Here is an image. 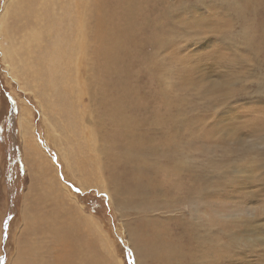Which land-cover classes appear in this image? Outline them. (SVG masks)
<instances>
[{
	"label": "rangeland",
	"instance_id": "rangeland-1",
	"mask_svg": "<svg viewBox=\"0 0 264 264\" xmlns=\"http://www.w3.org/2000/svg\"><path fill=\"white\" fill-rule=\"evenodd\" d=\"M12 1L0 264H264V0Z\"/></svg>",
	"mask_w": 264,
	"mask_h": 264
},
{
	"label": "bare ground",
	"instance_id": "bare-ground-1",
	"mask_svg": "<svg viewBox=\"0 0 264 264\" xmlns=\"http://www.w3.org/2000/svg\"><path fill=\"white\" fill-rule=\"evenodd\" d=\"M15 1H12L11 2V4H7V6H5V11L3 12V14H1L0 15V44H1V48L3 49V54H4V56L5 57H8L9 55H11V57H12V54L14 53V49H13V47H12V44L11 43H8V42H10V40L7 42V39H9L10 38V28H9V22L8 21H6V18L9 16V15H12V13H11V9H12V11H13V4H15L14 3ZM241 12V11H240ZM13 14H14V11H13ZM126 16H127V19H129L128 17L130 16V9L126 12ZM98 17V16H97ZM100 19H102V17L100 18ZM126 19V18H125ZM107 24V23H106ZM105 24V25H106ZM108 25V24H107ZM129 25H130V23H129ZM104 26V25H103ZM101 30V29H100ZM102 31H104V30H102ZM32 34V33H31ZM37 34V33H36ZM101 35V34H100ZM100 37V36H99ZM11 39V38H10ZM32 40V39H31ZM101 40H102V48L101 49H99L100 50V53H101V55H103L104 57H107L109 60V63L111 62V60L113 59V57L116 55V54H118V50L121 48V46L123 45V42H122V40L119 38V36L118 35H112L109 31L107 32V30H106V32L104 31V33H102V35H101ZM11 42H12V40H11ZM78 44H79V42H78ZM83 46V45H82ZM100 47V46H99ZM98 50V51H99ZM13 52V53H12ZM96 52V51H95ZM99 53V52H98ZM16 56V55H15ZM14 57V56H13ZM116 57V56H115ZM106 58V59H107ZM117 59V58H116ZM104 60H105V58H104ZM93 61V60H92ZM113 61H114V59H113ZM119 61V60H118ZM107 62V61H106ZM114 62H116V61H114ZM124 62V61H123ZM120 63V62H119ZM121 64H122V61H121ZM98 65H99V63H98ZM110 65V64H109ZM123 65V64H122ZM100 66V65H99ZM124 67H126V66H124ZM124 67H121V68H124ZM105 68H107V66L105 67ZM104 68V69H105ZM110 69V68H109ZM120 69V68H119ZM108 72V71H107ZM143 76V75H142ZM97 77V76H96ZM92 79V78H91ZM90 79V80H91ZM141 79V78H140ZM85 80V79H84ZM89 80V81H90ZM93 80V79H92ZM97 81H98V77H97ZM99 83V82H98ZM97 83V84H98ZM91 84H93V83H91ZM94 84H95V82H94ZM128 84V83H127ZM96 85V84H95ZM129 85V84H128ZM133 85H135V84H133ZM99 86V85H98ZM95 87V86H94ZM128 87V86H127ZM92 88V87H91ZM101 88H103V87H101ZM98 89H99V87H98ZM97 89V90H98ZM128 89V88H127ZM126 89V90H127ZM104 90V89H103ZM134 90H136V89H134ZM100 91V90H99ZM98 91V92H99ZM157 91V90H156ZM128 92V91H127ZM133 92V91H132ZM101 93V92H100ZM105 94V93H104ZM131 94V93H130ZM135 94V93H134ZM133 94V95H134ZM100 95V94H99ZM92 96V95H91ZM96 96V95H95ZM107 96H108V94H107ZM107 96H106V98H107ZM135 96H137V95H135ZM100 97H101V95H100ZM104 97H105V95H104ZM104 97H103V99H104ZM138 97H140V96H138ZM96 98V97H95ZM115 98V97H114ZM165 98V97H164ZM93 99H94V97H93ZM110 99V98H109ZM139 99V98H138ZM169 99V98H168ZM166 101H167V99H165ZM95 101V100H94ZM100 101V100H99ZM98 101V102H99ZM102 101V100H101ZM137 101H139V100H137ZM97 102V103H98ZM104 102V101H103ZM119 102V101H118ZM100 103V102H99ZM140 103V102H139ZM141 103H142V100H141ZM102 104V103H101ZM104 104H105V108H106V110L107 111H109V115H107V116H109V117H113V115L115 116V118H116V120H117V123L119 124V125H122V124H124V123H126L127 122V115L125 114V112H123L125 115H123L122 114V112H121V110L119 109V107H117L116 106V102H115V99H110V100H106L105 99V102H104ZM103 104V105H104ZM98 105H100V104H98ZM98 105H97V107H98ZM120 105V104H119ZM136 105V104H135ZM165 105V104H164ZM126 106V105H125ZM122 109H124V108H122ZM126 109V108H125ZM124 109V110H125ZM123 110V111H124ZM102 111V110H101ZM105 111V110H104ZM104 113V112H103ZM105 114V113H104ZM107 114V113H106ZM165 115H167V114H165ZM127 116V117H126ZM173 115H170L169 117H167L168 119L169 118H171ZM130 117V116H129ZM161 117V116H160ZM166 117H164V119L166 118ZM154 118V117H153ZM176 117L174 116V119H175ZM107 119V118H106ZM155 119V118H154ZM160 119H162V118H160ZM163 119V120H164ZM179 119V118H178ZM25 120V119H24ZM148 120V119H147ZM157 120V119H156ZM164 121H166V120H164ZM112 122V121H111ZM110 122V123H111ZM154 122V121H153ZM175 122H176V120H175ZM175 122H173V123H175ZM109 123V124H110ZM172 123V122H171ZM109 124H108V126H109ZM113 124V123H112ZM111 124V127L113 126ZM128 124V123H127ZM179 124V123H178ZM154 125V124H153ZM156 125H157V122H156ZM21 126H24V122H23V120L21 121ZM124 126H127V125H123V126H121V127H124ZM158 126V125H157ZM113 127H115V125L113 126ZM118 127V126H117ZM128 127V126H127ZM170 127V126H169ZM177 127V126H176ZM160 128V127H159ZM124 129V128H123ZM130 129V128H129ZM171 129V128H170ZM112 130H114V129H112ZM169 130V129H168ZM118 131V130H117ZM120 131V130H119ZM157 131V130H156ZM110 132H112V131H110ZM125 132V131H124ZM127 132H129L128 130H127ZM127 132H125V133H127ZM138 132V131H137ZM154 132V131H153ZM163 132V131H162ZM113 133H114V131H113ZM121 133V132H120ZM123 133V132H122ZM130 133H132L131 132V130H130ZM133 133H136V132H133ZM170 133V132H169ZM171 133H172V131H171ZM110 134V133H109ZM114 134H116V133H114ZM154 134V133H153ZM158 134H159V132H158ZM174 134V133H173ZM118 135H120L119 133H118ZM123 135V134H122ZM121 135V136H122ZM131 135H134V134H131ZM139 135V134H138ZM114 136V135H113ZM124 136V135H123ZM126 136V135H125ZM135 136V135H134ZM154 136H156V135H153V137ZM158 136V135H157ZM106 137V136H105ZM108 138H109V136H107ZM111 137H112V135H111ZM116 137V136H115ZM120 137V136H119ZM142 137H143V135H142ZM159 137H160V135H159ZM117 138H118V136H117ZM156 138H158V137H156ZM169 138H170V134H169ZM173 138V137H172ZM124 139V138H123ZM126 139V138H125ZM136 139V138H135ZM134 139V140H135ZM142 139V138H141ZM171 139V138H170ZM111 140H112V138H111ZM145 140H146V138H145ZM154 140V139H153ZM156 141L158 140V139H155ZM173 140V139H172ZM108 141V140H107ZM125 141V140H124ZM123 141V142H124ZM135 141H137V140H135ZM138 141H139V139H138ZM137 141V142H138ZM152 141V138H151V140H150V142ZM156 141H154V144L156 143ZM112 142V141H111ZM134 142V141H133ZM140 143H141V140L139 141ZM138 142V143H139ZM169 142V141H168ZM172 141L170 140V145L172 144L171 143ZM174 142V141H173ZM115 143V142H114ZM113 143V144H114ZM135 143V142H134ZM140 143L138 144L139 145V150H141L140 148L142 147H140ZM146 143L147 142H145V145L144 146H146ZM149 143V142H148ZM147 143V146H149V144ZM152 143V142H151ZM150 143V144H151ZM158 143H161V142H159L158 141ZM174 143H176V142H174ZM109 143H107V145H108ZM118 144H119V142H118ZM117 144V145H118ZM129 144V143H128ZM133 144V143H132ZM107 145L104 147V148H107ZM127 145V144H126ZM136 145V144H135ZM134 145V146H135ZM142 145V144H141ZM156 146H157V144H155ZM163 145V144H162ZM169 145V144H168ZM176 145H178V143L176 144ZM119 146V145H118ZM117 146V147H118ZM121 146V145H120ZM123 146H125L124 144H123ZM122 146V147H123ZM127 146H129V145H127ZM137 146V145H136ZM135 146V147H136ZM144 146H143V148H144ZM116 147V149H118V148H120V147H118L117 148ZM138 147V146H137ZM136 147V148H137ZM151 145H150V148L148 147V149H150L151 150ZM158 147H159V144H158ZM157 147V148H158ZM108 148H112V146L111 147H108ZM107 148V149H108ZM114 148V147H113ZM124 148V147H123ZM153 148V147H152ZM159 148H161V145H160V147ZM167 148H168V146H167ZM115 149V148H114ZM122 149V148H121ZM120 149V150H121ZM128 150H127V152H128V154L131 156H138V152L135 150V148H133V146L132 145H130L129 146V148H127ZM162 149H164V147L162 148ZM123 150V149H122ZM138 150V151H139ZM145 151H146V149H144ZM153 150V149H152ZM155 150V149H154ZM160 150V149H159ZM158 150V151H159ZM108 151H109V149H108ZM155 151H157V149L155 150ZM154 151V153H156ZM164 151V150H163ZM119 152V151H118ZM123 152V151H122ZM142 152V151H141ZM150 152V151H149ZM152 152V151H151ZM150 152V153H151ZM140 153V152H139ZM158 153V152H157ZM156 153V154H157ZM163 153V152H162ZM114 155H116V154H114ZM119 155H121V154H119ZM148 155V154H147ZM152 155V154H151ZM164 155H165V153H164ZM110 156V155H109ZM117 156V155H116ZM122 156H123V154H122ZM122 156H120V157H122ZM126 156V155H125ZM148 156H150V155H148ZM163 156V155H162ZM118 157V156H117ZM153 157H154V155H153ZM163 158V157H162ZM168 158H170V157H168ZM173 158V157H172ZM172 158L170 159V160H172ZM124 159H126V158H124ZM133 160H134V158H132ZM131 159V160H132ZM141 159V158H140ZM154 159H156V157H154ZM130 160V159H129ZM159 160H160V158H159ZM162 160V159H161ZM163 160H164V158H163ZM169 159H167V161H168ZM123 161V160H122ZM167 161L165 162V165H166V163H167ZM129 162H131V161H129ZM161 162V161H160ZM159 162V163H160ZM169 162H171V161H169ZM133 163V162H132ZM136 162H134V164H135ZM149 163V162H148ZM162 163V162H161ZM140 164V163H139ZM152 164V163H151ZM165 165L163 164V166L165 167ZM173 165V164H172ZM140 166V165H139ZM147 166H148V164H147ZM150 166H152V165H150ZM150 166H148V167H150ZM162 166V167H163ZM135 167V166H134ZM169 167H170V165H169ZM137 168V167H136ZM167 168V167H166ZM132 169V168H131ZM134 169V168H133ZM139 169H140V167H139ZM152 169V168H151ZM160 169H162V168H160ZM164 169V168H163ZM162 169V170H163ZM168 169V168H167ZM170 169V168H169ZM144 170V169H143ZM136 171V170H135ZM134 171V172H135ZM149 171V170H148ZM148 171H146L147 173H148ZM165 171V170H164ZM152 173H154V172H152ZM169 173H171V171H169ZM147 175H149V174H147ZM150 176V175H149ZM173 176V175H172ZM130 177V176H129ZM132 177V176H131ZM138 177V176H137ZM176 178V177H175ZM141 178H138V180H140ZM168 181H170V180H168ZM132 182V181H131ZM130 182V183H131ZM140 182V181H139ZM151 182V181H150ZM154 182V181H153ZM157 182V181H156ZM159 182V181H158ZM167 182V181H166ZM143 184H144V182H142ZM141 183V184H142ZM169 183H172V180H171V182H169ZM124 184V183H123ZM146 184V183H145ZM148 184V183H147ZM155 184H157V183H155ZM177 184V183H176ZM130 185V184H129ZM143 186V185H142ZM171 186V185H170ZM175 188V187H174ZM153 189H154V187H153ZM128 190V189H127ZM149 190V189H148ZM151 190V189H150ZM152 192V191H151ZM152 208V207H151ZM158 231V230H157ZM64 233V232H63ZM69 233V232H68ZM64 236H68L67 235V233H64ZM158 236V235H157ZM72 237V236H71ZM68 241H69V239H68ZM71 242V241H70ZM66 243H67V241H66ZM68 244V243H67ZM69 245H70V243H69ZM72 245V247H73V243L71 244ZM157 245V244H156ZM75 248V247H74ZM77 248V247H76ZM170 246H169V244L168 243H165L164 245H157V246H154V244H153V247H152V250H151V252H155L156 250H158L159 251V253L160 252H162V251H164L163 253H164V255H163V258L167 261V263H169V258L170 257H172V256H170L169 255V253H171L172 254V252H171V250L170 249H174V248H170ZM75 250V249H74ZM176 250V249H175ZM174 250V251H175ZM197 250V249H196ZM177 251V250H176ZM175 251V252H176ZM146 252L147 253H149L150 252V250H146ZM157 252V251H156ZM66 253V252H65ZM156 254V253H155ZM176 253H174V255H175ZM76 255V254H75ZM74 255V256H75ZM71 256H73V255H71ZM155 256V255H154ZM176 256H178V255H176ZM205 256V255H204ZM203 256V257H204ZM64 257V256H63ZM78 256H76V258H77ZM209 257V256H208ZM65 258V257H64ZM68 258L70 259V257L68 256ZM173 258V257H172ZM59 259H61V258H59ZM63 259V258H62ZM61 259V260H62ZM72 259V258H71ZM75 259V258H74ZM169 259V260H168ZM68 260V259H67ZM54 261V260H53ZM56 261V260H55ZM71 262H72V260H71ZM71 262H68V263H70L71 264ZM43 263V262H42ZM74 263V262H73ZM40 264V263H39ZM56 264H58V263H56ZM62 264V263H61Z\"/></svg>",
	"mask_w": 264,
	"mask_h": 264
},
{
	"label": "snow or ice",
	"instance_id": "snow-or-ice-1",
	"mask_svg": "<svg viewBox=\"0 0 264 264\" xmlns=\"http://www.w3.org/2000/svg\"><path fill=\"white\" fill-rule=\"evenodd\" d=\"M75 190H76L78 193L81 191L79 188H76Z\"/></svg>",
	"mask_w": 264,
	"mask_h": 264
}]
</instances>
